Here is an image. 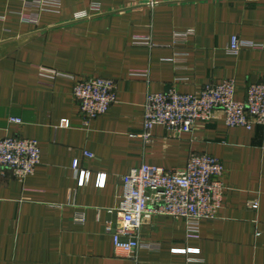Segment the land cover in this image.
Instances as JSON below:
<instances>
[{"label": "crops", "instance_id": "obj_1", "mask_svg": "<svg viewBox=\"0 0 264 264\" xmlns=\"http://www.w3.org/2000/svg\"><path fill=\"white\" fill-rule=\"evenodd\" d=\"M155 1L61 0L34 15L23 0H0V139L41 148L33 176L0 175V264H264V127L227 128L215 112L192 133L155 126L143 138L149 92L195 94L233 80L243 100L264 82V0ZM232 37L260 48L229 54ZM91 77L115 83L116 103L87 126L72 89ZM192 154L224 167L216 218L189 237L183 221L152 216L140 231L145 247L116 252L122 177L141 165L179 170ZM74 160L91 175L82 188Z\"/></svg>", "mask_w": 264, "mask_h": 264}, {"label": "built area", "instance_id": "obj_2", "mask_svg": "<svg viewBox=\"0 0 264 264\" xmlns=\"http://www.w3.org/2000/svg\"><path fill=\"white\" fill-rule=\"evenodd\" d=\"M34 15L54 8L61 0H23ZM159 2L148 0V5ZM91 15L77 19L89 18ZM191 32H187L189 34ZM184 39V38H181ZM144 44L148 45L147 42ZM260 48L232 37L228 53L237 55L243 48ZM52 75H55L54 73ZM57 75V74H56ZM116 88L112 80L91 77L73 79L72 95L79 106V117L84 125L104 115L116 103ZM236 84L225 80L220 84L207 85L198 93L181 94L174 87L166 92L146 95L143 105V138L160 126L168 132L192 133L199 124L208 123L215 112H221L227 128L252 130L264 127V82L250 84L243 100L235 98ZM12 123L20 124L17 118ZM61 128L68 122L62 121ZM91 158V154L84 153ZM41 163V148L35 140L6 137L0 139V175L10 174L23 182L33 176ZM77 174V187L90 182V172L79 168V161L72 162ZM224 167L220 160L208 154H192L184 168L165 170L161 167L141 165L122 177V193L114 212L117 227L112 235L116 252L133 257L144 248L140 231L144 221L160 215L185 223L189 237L199 233L200 223L213 220L222 208L226 187L222 181ZM105 175L98 174L95 186L102 188ZM257 208V204L250 206ZM111 227L107 226V231Z\"/></svg>", "mask_w": 264, "mask_h": 264}]
</instances>
